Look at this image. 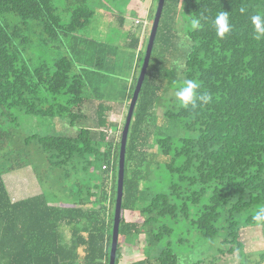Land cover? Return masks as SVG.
Masks as SVG:
<instances>
[{
    "label": "trees",
    "instance_id": "trees-1",
    "mask_svg": "<svg viewBox=\"0 0 264 264\" xmlns=\"http://www.w3.org/2000/svg\"><path fill=\"white\" fill-rule=\"evenodd\" d=\"M63 1L68 19L56 0H0V264L110 263L121 134L159 0L131 25L113 12L119 43L82 35L96 14L91 0ZM187 1V16L199 27L180 42L181 0H165L130 122L115 264H184L177 249L187 237L170 240L182 219L209 239L224 230L220 253L236 256L238 264H264V251L257 258L248 253L242 237L243 230L264 225L253 219L264 208V38H255L251 22L264 16V0ZM221 12L231 26L223 38L213 24ZM38 31L68 46V53L52 65H29L24 53ZM182 50L184 64L174 78ZM121 53L129 54L128 66L119 63ZM117 73L120 89L107 93ZM189 79L200 85L199 94L211 96L207 104L184 107L170 94ZM91 101L95 118L88 126L83 121ZM120 102L127 107L118 131L109 115ZM18 112L65 120L77 132L23 134ZM179 127L190 133L173 136ZM25 167L37 192L20 198L5 174ZM161 167L170 174L166 191L150 184V173ZM50 177L68 183L67 201L49 197L44 185ZM126 211L140 219L127 220ZM141 233L143 256L121 263L122 243L137 244ZM186 244L190 251L193 245ZM215 261L214 255L190 263Z\"/></svg>",
    "mask_w": 264,
    "mask_h": 264
},
{
    "label": "rangeland",
    "instance_id": "rangeland-1",
    "mask_svg": "<svg viewBox=\"0 0 264 264\" xmlns=\"http://www.w3.org/2000/svg\"><path fill=\"white\" fill-rule=\"evenodd\" d=\"M141 0H91L90 5L95 9L96 14L93 18L91 24L88 28L82 31V35L95 37L102 40H108L114 43H119L120 34L119 26L113 21L112 14L115 11L116 14L118 12L123 13L126 16L128 25H131L135 19L138 18V15L141 16L140 6ZM187 0H181L179 5V15L177 19V29L180 35V42H187L186 33L187 30L192 26V21L190 16H187L186 13V3ZM56 3L59 7V10L63 13L64 19L69 18V12L64 10L66 8L65 2L63 0H56ZM185 49V48H184ZM68 46L63 43L57 41H50L45 38L40 31H38L37 36L32 38V42L29 47L26 49L24 53V58L27 59L29 65L35 66L41 62H47L49 65H52L54 60L64 54H67ZM185 50L178 54L173 62L172 67L173 70H176L172 75V77H179L181 73L182 65L184 64L185 59ZM130 60L129 54L121 53L119 63H124L128 66V62ZM126 72L128 73V69L126 67ZM114 84L109 85L108 92L111 94L116 93L120 89L121 82L123 81V77L117 73L116 77H114ZM177 90H172L170 93L175 97V92ZM176 98V97H175ZM170 101L169 103H172ZM94 102L87 103L85 108L87 110V114L89 115V119L83 121L84 125L92 126L95 118V106ZM114 110L109 115L110 120L118 123V131L122 129V122L124 118V114L126 111L127 103H114ZM85 110V111H86ZM163 109L161 107L157 108V114H162ZM19 115V127L20 131L23 134H32L38 133L41 135L46 134H64V135H73L77 132L76 126H70L67 121L63 120H54L52 118H45L40 116H33L26 113L18 112ZM173 136H179L178 134H189L190 132H186L183 129L174 128ZM113 130V129H112ZM172 130V129H171ZM192 134V133H191ZM150 184L153 186L155 190L166 191L168 190V186L170 183V174L163 168L156 169L154 172L150 173ZM33 176V177H31ZM5 180L7 186L10 189V192L20 198L25 197L26 195L35 194V189L37 181L32 175L31 167H25L19 170L10 171L5 174ZM64 184H68L67 182H63L60 180H54L50 177L44 188L49 193V197L53 200H62L67 201L68 199V191L66 186L63 187ZM30 192V194H27ZM203 201H207L204 197ZM196 206H193L192 212L196 209ZM127 220H135L140 219L138 213H131L126 211L125 213ZM174 219L166 218V221L171 223ZM175 230L170 238V240H176L178 237H187L190 245H193L192 249L188 251L186 245L182 244L179 246L177 251L184 254V264H192L190 263L193 259L204 258L208 262V259L214 258V255L217 256L218 264H238V259L234 255H222L220 253V248H222L221 239L225 237V231L222 230L216 238L209 239L205 237L203 234L199 233L189 222L186 220H180L178 224H175ZM256 238H254V235ZM243 240L246 242L248 253H254L255 257H259L258 253L260 251H264V225L255 226L251 228H247L243 230ZM137 244H126L122 243L121 251V263L131 262L133 260L139 259L143 256L142 247L144 243V234H140L137 237ZM168 239L164 241L166 243ZM196 242V245H195ZM162 242L161 245L164 246ZM160 245V246H161ZM250 251V252H249ZM187 256V257H186ZM204 264H209V263Z\"/></svg>",
    "mask_w": 264,
    "mask_h": 264
},
{
    "label": "water",
    "instance_id": "water-1",
    "mask_svg": "<svg viewBox=\"0 0 264 264\" xmlns=\"http://www.w3.org/2000/svg\"><path fill=\"white\" fill-rule=\"evenodd\" d=\"M165 0H159L157 10L155 13L154 20L151 25L149 41L147 45L146 55L144 58V63L142 65V69L137 80V84L135 87V91L133 93V97L128 109V113L125 119V123L123 126L122 134H121V148H120V156H119V170H118V185H117V198L115 204V215H114V225H113V233H112V243H111V253H110V263L115 264L116 256H117V246L119 241V228L121 222L122 215V199L124 195V172H125V153H126V143L129 132V126L132 119V115L135 109V105L137 103L138 96L140 94L143 82L146 77V73L149 66V61L152 53V49L155 42V37L157 33V29L160 23V19L162 16V12L164 9Z\"/></svg>",
    "mask_w": 264,
    "mask_h": 264
},
{
    "label": "clouds",
    "instance_id": "clouds-1",
    "mask_svg": "<svg viewBox=\"0 0 264 264\" xmlns=\"http://www.w3.org/2000/svg\"><path fill=\"white\" fill-rule=\"evenodd\" d=\"M241 11L243 12L244 9H241ZM251 22L254 25L255 38H264V16L254 15L251 17ZM213 24L217 35L221 38L231 30L227 12H221L215 18ZM192 26L193 28L199 27V21L193 20ZM199 88L200 85L195 80H185L183 86L175 92V97L184 107L189 105L196 107L197 101L207 104L211 100V96L208 93L199 94L197 92ZM253 219L257 222L264 221V208H260Z\"/></svg>",
    "mask_w": 264,
    "mask_h": 264
},
{
    "label": "crops",
    "instance_id": "crops-1",
    "mask_svg": "<svg viewBox=\"0 0 264 264\" xmlns=\"http://www.w3.org/2000/svg\"><path fill=\"white\" fill-rule=\"evenodd\" d=\"M152 1L153 0H141V2H140V6H139V8H140V10L139 11H141V16H139V17H144L147 13H148V11H149V9H150V7H151V4H152ZM138 19V18H137ZM145 20V19H144ZM37 190V189H36ZM39 191V190H38ZM37 192V191H36ZM55 204H61V203H55Z\"/></svg>",
    "mask_w": 264,
    "mask_h": 264
},
{
    "label": "built area",
    "instance_id": "built-area-1",
    "mask_svg": "<svg viewBox=\"0 0 264 264\" xmlns=\"http://www.w3.org/2000/svg\"><path fill=\"white\" fill-rule=\"evenodd\" d=\"M110 131H112V130H110Z\"/></svg>",
    "mask_w": 264,
    "mask_h": 264
}]
</instances>
